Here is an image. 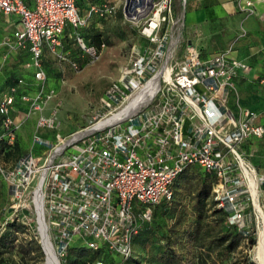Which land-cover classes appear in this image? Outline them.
I'll use <instances>...</instances> for the list:
<instances>
[{
  "label": "built area",
  "instance_id": "2783aa9c",
  "mask_svg": "<svg viewBox=\"0 0 264 264\" xmlns=\"http://www.w3.org/2000/svg\"><path fill=\"white\" fill-rule=\"evenodd\" d=\"M174 0H124V18L136 26L140 42L130 47L129 59L119 82L102 100L103 120L124 109L132 100L139 104L129 114L67 137L55 134V142L35 135L46 147L40 155L27 152L10 169L0 164V176L15 196L40 179L42 211L55 252L64 258L75 235L88 248L105 247L122 260L133 252V239L151 220L154 206L174 196L172 185L187 167L196 165L215 176L212 199L238 225L250 192L242 146L264 135L260 116L238 104L235 79L249 65L230 58L233 44L209 57L184 39L186 0L174 13ZM239 8L253 13V2ZM4 14H17L19 27L12 32L16 43L31 53L34 79L45 83L43 54L68 59L63 39L66 31L90 60L100 49L77 32L86 25L75 0H0ZM115 12L109 2L90 5L88 16L105 18ZM245 31L241 36H244ZM103 47V44H101ZM73 68L78 63L69 60ZM23 82L18 79L17 84ZM264 85V79L260 80ZM15 86L0 101L4 136L14 132L9 110ZM27 99L25 95L21 96ZM38 97V96H37ZM32 104L39 105L38 98ZM238 105V112L232 102ZM40 129L55 130L54 115H40ZM1 140V137H0ZM68 149H72L68 152ZM45 155V156H44ZM247 169L256 178L255 171ZM33 188V192H34ZM122 264V262H117Z\"/></svg>",
  "mask_w": 264,
  "mask_h": 264
},
{
  "label": "rangeland",
  "instance_id": "374dc122",
  "mask_svg": "<svg viewBox=\"0 0 264 264\" xmlns=\"http://www.w3.org/2000/svg\"><path fill=\"white\" fill-rule=\"evenodd\" d=\"M24 2L30 5L33 0H24ZM105 2L115 5V12L111 16L105 18L96 14L88 16L90 5ZM123 2L124 0H98L96 3L81 7L82 16L86 18V25L84 26L86 32L90 34L101 33L100 53L96 59L90 60L88 55L72 39H68L65 44L68 59L59 60L50 53H46L44 56L45 83L42 84L34 78H27L24 81V78L18 75L8 89L4 91L2 96L11 92L12 86L16 87L14 91L15 102L9 110L14 132L12 141H9L4 136V116L0 113V164L5 169H10L15 161L27 152L31 151L36 155H40L46 150V147L35 142V135L55 142L56 133L67 137L73 131L90 125L97 119V116H103L106 112L105 108L102 107L101 101L107 99L106 93L119 82L122 71L128 63L131 45L140 42L135 24L124 18ZM181 7L183 6H181L180 0L173 1L172 10L174 13H179ZM78 8L80 9L79 6ZM185 8L186 5L184 6ZM106 36L109 39H115L116 42L112 45H107ZM101 44H103V47H101ZM69 60L76 61L78 68H73ZM19 78H22L23 82L17 84ZM242 80L244 81L245 78L243 77L241 80L239 78V83L243 82ZM236 88L239 105L259 115L260 122L264 125V106L262 109H257L256 103L246 98L238 85H236ZM247 88L264 100V85L256 81L255 78L250 80ZM22 95H25L27 99H23ZM36 97L39 100V105L37 106L32 104ZM251 104H254L253 108ZM232 107L238 112V105L235 101L232 102ZM40 115H54L57 121L56 129L38 128L37 119ZM70 150L72 149H68V152ZM241 150L245 155L247 164L254 169L256 178L251 175L247 169V164L244 162L243 166L246 169L242 166L241 169L245 175H248L251 189L243 197L245 205L242 219L237 226L246 237L239 248L232 253L227 264H257L254 260V244H250L248 238L251 233L254 239L256 238L257 231L262 226L261 214L264 217V189L262 188L264 182V135L260 138L251 139L242 146ZM36 178L32 181V186L29 187V190H21L15 196L11 194L8 184L0 177V236L8 232L11 244L14 246L23 242L28 233L14 226L9 227V224H6L7 221L21 222L28 228L33 225L40 242V236L37 231V215L32 202ZM185 178L186 173H180L172 185L173 190H176L178 184ZM252 188L255 190L256 195L252 194ZM188 200V197H186L185 202ZM212 203V195L209 193L203 200V207L208 213L212 210ZM256 203L260 212H262L261 214L258 213ZM70 246L87 248L84 239H80L78 235L73 237ZM157 247V238L148 235L142 243L133 247L134 257L128 261H123V264H158L155 256ZM3 255L8 257L6 253ZM57 256L60 264H63V258L59 255ZM9 261L11 264H45V254L33 262L27 254L13 252ZM81 261L77 260L75 264H117V262H122V259L116 253L105 252L92 261H86L85 263Z\"/></svg>",
  "mask_w": 264,
  "mask_h": 264
},
{
  "label": "trees",
  "instance_id": "16d2710c",
  "mask_svg": "<svg viewBox=\"0 0 264 264\" xmlns=\"http://www.w3.org/2000/svg\"><path fill=\"white\" fill-rule=\"evenodd\" d=\"M75 1L82 15L81 7L86 5V0ZM89 1L96 3L98 0ZM77 32L87 43L100 47L101 33H87L84 27ZM105 40L107 45L116 42L107 36ZM182 173H186V178L178 184L176 190H173V198L154 206L151 220L144 223L141 231L134 237L133 247L142 243L149 235L156 237L158 241L155 252L158 264H227L232 253L239 248L246 236L235 223L229 221V213L217 207L213 199L211 212L208 213L204 209L203 200L211 193L216 182L213 174L196 165L187 167ZM262 188L264 189V182ZM186 197L189 200L185 202ZM6 224H9V227L20 228L28 235L16 246L11 244L8 232L0 236V264H11L9 259L12 258L13 252L27 254L33 262L43 257L44 252L33 225L28 228L15 221H7ZM248 240L250 244L255 243L252 233ZM105 252L110 253L105 247L98 250L70 247L63 258V264H75L77 260L85 263ZM5 253L8 257H4ZM133 257L134 251L130 257L122 260V264Z\"/></svg>",
  "mask_w": 264,
  "mask_h": 264
},
{
  "label": "crops",
  "instance_id": "0c3cea01",
  "mask_svg": "<svg viewBox=\"0 0 264 264\" xmlns=\"http://www.w3.org/2000/svg\"><path fill=\"white\" fill-rule=\"evenodd\" d=\"M244 1L240 0V5L243 6ZM251 1L254 12L250 14L239 8L237 0H186L184 39L199 50L201 57H209L233 44L229 57L245 62L250 68L244 73L239 72L235 83L246 98L256 103L257 109H262L263 98L250 92L247 86L251 79L258 82L264 79V0ZM90 3L85 1L86 5ZM18 27L17 14H4L0 10V101L18 75L24 81L34 78L28 46H19L12 37ZM243 31L246 34L241 36ZM66 32L64 46L72 39L69 31ZM46 53L49 52L45 50L43 58ZM238 77L245 80L239 83ZM251 105L253 108L254 104Z\"/></svg>",
  "mask_w": 264,
  "mask_h": 264
},
{
  "label": "bare ground",
  "instance_id": "6f19581e",
  "mask_svg": "<svg viewBox=\"0 0 264 264\" xmlns=\"http://www.w3.org/2000/svg\"><path fill=\"white\" fill-rule=\"evenodd\" d=\"M138 104H139V100L134 99L124 109L120 110L118 113L112 115L111 117H108V118L103 119V120H98V118L95 119L91 123V125H93V126L90 129L92 130V129L100 127V126H102L104 124L111 123V122L117 120L118 118H121V117L129 114L134 109H136ZM239 165H240V167L242 166V167H244L246 169V167L243 166L244 165V161L239 163ZM40 181L41 180L38 179L37 185L34 188V196L32 198V202H33V204L35 206L36 215L38 216V225H39L40 231L42 233V243H43V246H44L45 251H46V263L45 264H60L58 256L55 257V255L53 253V249H54V248H52L53 245L51 246L50 242L48 241V237L45 235V232H46L47 235H49V230H48V225L45 222L43 211H42V208H41V196H40V193H39ZM256 189H257V187H256ZM252 194L256 195L255 194V190L253 188H252ZM256 207H257V210L259 211L258 213L261 214L262 212H260V209H259V206H257V203H256ZM254 209H255V207H254ZM41 215L43 217V220H42ZM261 218H262V223H261L262 226L257 231V235H256V238H255L256 241H255L254 246H253L254 247L253 248L254 249V260L256 261L257 264H264V217L262 216V214H261Z\"/></svg>",
  "mask_w": 264,
  "mask_h": 264
},
{
  "label": "water",
  "instance_id": "95a60500",
  "mask_svg": "<svg viewBox=\"0 0 264 264\" xmlns=\"http://www.w3.org/2000/svg\"><path fill=\"white\" fill-rule=\"evenodd\" d=\"M184 5H185V4H184ZM41 208H42V204H41ZM41 212H42V211H41ZM41 217H42V215H41ZM42 220H43V217H42ZM36 222L38 223V216L36 217ZM37 231H38V234H39V236H40V244H41L42 250H43V252H44V254H45V263H46V251H45V248H44L43 243H42V233H41V231H40L39 225H37ZM45 235L48 237V241L50 242V244H51V246H52L53 244H52V242L50 241L49 235H47L46 232H45ZM52 248H54V246H52ZM53 253H54L55 257H57V254H56V252H55L54 249H53Z\"/></svg>",
  "mask_w": 264,
  "mask_h": 264
}]
</instances>
